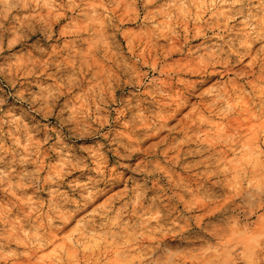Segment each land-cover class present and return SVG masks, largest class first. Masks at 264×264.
Wrapping results in <instances>:
<instances>
[{
    "label": "clouds",
    "instance_id": "obj_1",
    "mask_svg": "<svg viewBox=\"0 0 264 264\" xmlns=\"http://www.w3.org/2000/svg\"><path fill=\"white\" fill-rule=\"evenodd\" d=\"M0 264H264V0H0Z\"/></svg>",
    "mask_w": 264,
    "mask_h": 264
}]
</instances>
